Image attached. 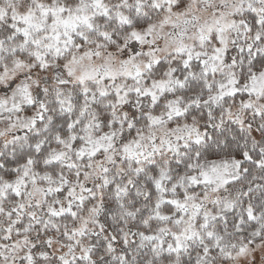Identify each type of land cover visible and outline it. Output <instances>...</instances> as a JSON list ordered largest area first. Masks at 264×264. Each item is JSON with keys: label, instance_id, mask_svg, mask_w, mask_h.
Listing matches in <instances>:
<instances>
[{"label": "snow or ice", "instance_id": "snow-or-ice-1", "mask_svg": "<svg viewBox=\"0 0 264 264\" xmlns=\"http://www.w3.org/2000/svg\"><path fill=\"white\" fill-rule=\"evenodd\" d=\"M0 264H264V0H0Z\"/></svg>", "mask_w": 264, "mask_h": 264}]
</instances>
